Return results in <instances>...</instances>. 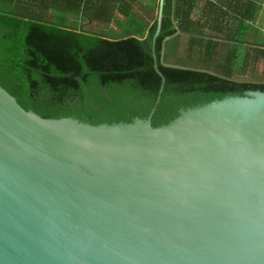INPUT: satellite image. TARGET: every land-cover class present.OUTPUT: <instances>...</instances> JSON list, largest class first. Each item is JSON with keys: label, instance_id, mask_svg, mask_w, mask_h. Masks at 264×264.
Returning <instances> with one entry per match:
<instances>
[{"label": "water", "instance_id": "obj_1", "mask_svg": "<svg viewBox=\"0 0 264 264\" xmlns=\"http://www.w3.org/2000/svg\"><path fill=\"white\" fill-rule=\"evenodd\" d=\"M91 123L0 84V264H264V91Z\"/></svg>", "mask_w": 264, "mask_h": 264}, {"label": "trees", "instance_id": "obj_2", "mask_svg": "<svg viewBox=\"0 0 264 264\" xmlns=\"http://www.w3.org/2000/svg\"><path fill=\"white\" fill-rule=\"evenodd\" d=\"M200 1L163 0L155 54L165 83L153 126L188 107L264 91V80L238 78L233 66L240 43H247L243 68L264 59V31L251 25L259 2L204 0L195 17ZM138 3L0 0V84L24 108L45 117L91 123L146 117L162 81L153 54L160 0L148 20L137 14ZM184 33L187 54L180 56Z\"/></svg>", "mask_w": 264, "mask_h": 264}, {"label": "rangeland", "instance_id": "obj_3", "mask_svg": "<svg viewBox=\"0 0 264 264\" xmlns=\"http://www.w3.org/2000/svg\"><path fill=\"white\" fill-rule=\"evenodd\" d=\"M155 0H141V3L135 4L134 7L137 14L142 17L143 19H150L152 18L153 14L156 12V9L154 7ZM204 5V0L199 2V8L197 9V13H194L195 17H199L201 12L200 9ZM120 17L121 14H120ZM124 19V17H122ZM260 21H263L260 19ZM111 27L116 28L118 31L120 30L117 25L114 23H110ZM95 28V26H92ZM99 29V28H96ZM187 34L184 33L181 37L180 46L178 48V55L180 56H186L187 54ZM247 49V44H242L239 46V52L237 57L234 60L233 66L235 67V76L241 79H253V80H264V59H260L259 62L256 64L253 63L251 60L248 63V66L246 68H243L242 61L244 58V54Z\"/></svg>", "mask_w": 264, "mask_h": 264}, {"label": "crops", "instance_id": "obj_4", "mask_svg": "<svg viewBox=\"0 0 264 264\" xmlns=\"http://www.w3.org/2000/svg\"><path fill=\"white\" fill-rule=\"evenodd\" d=\"M259 2V9L256 15V18L253 20L252 24L255 28L260 29L261 31H264V0H257ZM263 20V21H260ZM92 26H95V24H93ZM251 34L249 35L250 40H252L255 34V31L250 30ZM253 32V34H252ZM236 33V30H235ZM242 44H247V43H242ZM241 45V43L238 45V50H237V55L239 52V46Z\"/></svg>", "mask_w": 264, "mask_h": 264}]
</instances>
